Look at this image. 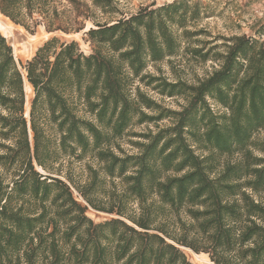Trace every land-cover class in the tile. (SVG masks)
<instances>
[{"label":"trees","instance_id":"trees-1","mask_svg":"<svg viewBox=\"0 0 264 264\" xmlns=\"http://www.w3.org/2000/svg\"><path fill=\"white\" fill-rule=\"evenodd\" d=\"M111 13L0 0L30 34L89 47L52 36L21 64L0 32V264H264V40L193 46L189 0ZM186 56L214 68L188 83L158 67Z\"/></svg>","mask_w":264,"mask_h":264},{"label":"rangeland","instance_id":"rangeland-1","mask_svg":"<svg viewBox=\"0 0 264 264\" xmlns=\"http://www.w3.org/2000/svg\"><path fill=\"white\" fill-rule=\"evenodd\" d=\"M173 0H112V13L109 18L118 19L136 13L140 8L149 6L153 3L156 6L170 3ZM189 6H197L199 16L191 25V30H201L203 33L193 37V42L199 40L200 43H193V46L203 45V43L215 42L219 44L220 38H229L235 35L245 34L251 37H260L264 40V0H189ZM98 20H104L99 11L95 16ZM0 32L7 38L12 45L15 58L21 64L28 61L47 39L57 36L61 41H76L81 50L89 52V47L84 43L82 34L64 35L60 33L47 34L42 28L30 34L24 28L15 26L7 19L0 16ZM209 45L206 46V48ZM165 77L173 80L175 76L182 80L193 83L197 79L203 78L214 68L213 62H200L189 59L187 56L173 58L169 62H164L158 66ZM148 71L155 74V69L149 67ZM30 89V88H29ZM27 101L32 97L31 91H26ZM153 97H156L150 93ZM162 103L171 109H176V104L171 100H163ZM166 124L165 122L162 125ZM143 130V127H134V132ZM255 142H264V130L254 136ZM128 152H133L128 145L123 144ZM79 169V166H77ZM74 196L82 202L77 194ZM87 216L94 222H102L109 216L97 213L92 210L87 211ZM192 264H210L207 256L196 255L189 250H183Z\"/></svg>","mask_w":264,"mask_h":264},{"label":"bare ground","instance_id":"bare-ground-1","mask_svg":"<svg viewBox=\"0 0 264 264\" xmlns=\"http://www.w3.org/2000/svg\"><path fill=\"white\" fill-rule=\"evenodd\" d=\"M25 89H26V91H30V89H29V87L26 85V83H25ZM210 263V262H209ZM211 264V263H210Z\"/></svg>","mask_w":264,"mask_h":264}]
</instances>
